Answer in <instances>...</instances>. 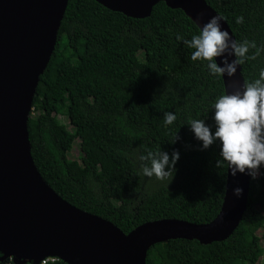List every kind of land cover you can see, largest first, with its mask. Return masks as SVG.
I'll list each match as a JSON object with an SVG mask.
<instances>
[{
  "label": "trees",
  "instance_id": "16d2710c",
  "mask_svg": "<svg viewBox=\"0 0 264 264\" xmlns=\"http://www.w3.org/2000/svg\"><path fill=\"white\" fill-rule=\"evenodd\" d=\"M205 2L236 41L264 47V0ZM199 31L182 10L165 3L138 20L94 0H69L28 123L35 166L59 197L126 235L157 221L208 225L217 219L228 168L216 166L217 145L200 150L188 122L203 119L214 127L213 104L226 94L224 80L209 74L206 61H192L194 50L177 39ZM240 66L245 84L253 82L264 68V51ZM166 112L177 117L171 125L164 123ZM76 141L79 161L68 158ZM161 150L179 151L175 171L164 180L143 176L139 155ZM262 242L264 174L252 179L247 211L228 240L160 243L148 251L147 264H257Z\"/></svg>",
  "mask_w": 264,
  "mask_h": 264
},
{
  "label": "water",
  "instance_id": "95a60500",
  "mask_svg": "<svg viewBox=\"0 0 264 264\" xmlns=\"http://www.w3.org/2000/svg\"><path fill=\"white\" fill-rule=\"evenodd\" d=\"M94 1L138 20L151 17L154 8L165 3L182 10L199 30L212 17H221L205 0ZM68 3L0 0V262L14 257L37 263L56 257L65 264H147L148 251L160 243L187 240L207 246L228 240L247 211L252 181L247 174L233 177L228 169L224 203L212 223L163 220L145 224L129 235L111 222L71 206L43 180L32 157L28 123ZM221 24L236 40L222 18ZM223 80L226 94L245 86L240 65L233 77L223 76ZM237 187L243 189L240 197L234 195Z\"/></svg>",
  "mask_w": 264,
  "mask_h": 264
},
{
  "label": "clouds",
  "instance_id": "9594fccd",
  "mask_svg": "<svg viewBox=\"0 0 264 264\" xmlns=\"http://www.w3.org/2000/svg\"><path fill=\"white\" fill-rule=\"evenodd\" d=\"M236 22H243V17H238ZM177 39L194 50L191 60L206 61L209 74L215 77H233L245 58L254 60L264 51V47L258 48L255 42L234 40L229 31L223 29L219 16L212 17L191 39L179 35ZM250 49H256L254 55H248ZM233 56L235 59H231ZM213 109L214 127L203 119H190L188 122L195 139L200 142V150L217 145V168L227 166L233 177L239 173L258 179L264 174V68L259 70L257 79L245 84L242 91L220 95ZM176 118L173 112H166L165 125H171ZM138 160L139 172L143 176L164 180L175 171L180 153L178 150L171 154L163 150L148 151L146 155H139ZM242 193V188L234 189L236 197Z\"/></svg>",
  "mask_w": 264,
  "mask_h": 264
},
{
  "label": "rangeland",
  "instance_id": "374dc122",
  "mask_svg": "<svg viewBox=\"0 0 264 264\" xmlns=\"http://www.w3.org/2000/svg\"><path fill=\"white\" fill-rule=\"evenodd\" d=\"M32 112V111H31ZM60 120L62 121V123H64L70 130H72V128L70 127L69 121L67 118H60ZM80 156H81V150H80V141H76L73 149L71 150V152L68 155V158L70 160H75V161H79L80 160ZM260 235H262L260 233ZM258 234V236H260ZM263 248H264V242L261 243ZM257 264H264V256L259 260V262Z\"/></svg>",
  "mask_w": 264,
  "mask_h": 264
},
{
  "label": "built area",
  "instance_id": "2783aa9c",
  "mask_svg": "<svg viewBox=\"0 0 264 264\" xmlns=\"http://www.w3.org/2000/svg\"><path fill=\"white\" fill-rule=\"evenodd\" d=\"M25 261H19L14 257H11L9 259H7L5 261V264H24ZM28 264H59V262H61V260L59 258L56 257H48L45 258L44 260L40 261V262H29L27 261Z\"/></svg>",
  "mask_w": 264,
  "mask_h": 264
}]
</instances>
